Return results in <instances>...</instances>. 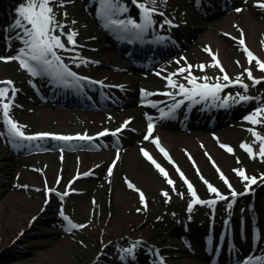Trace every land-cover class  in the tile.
<instances>
[{"label":"bare ground","instance_id":"bare-ground-1","mask_svg":"<svg viewBox=\"0 0 264 264\" xmlns=\"http://www.w3.org/2000/svg\"><path fill=\"white\" fill-rule=\"evenodd\" d=\"M60 1H65L64 8H66L63 32L75 31L77 33L82 47L81 57L83 60L81 64H86L84 71L98 72L104 77L105 82L116 87L128 86L130 90L127 91V96L134 100L136 86H140L145 78L140 77L137 72H133L127 58L117 51L115 44L106 35V31L104 32L97 25V13L100 12L98 8L107 11L113 7L112 3L114 2L121 9L128 8L127 4L129 2L132 5L131 1L111 0V5L106 1L101 7L100 2L102 0ZM69 1L74 2L69 4ZM140 1L152 3V0ZM217 1L209 0L208 2L213 4L218 11L220 9L217 6L220 7L221 5ZM257 2L258 0L251 2L243 0L239 4L244 5L241 12L224 13L226 16L223 14L208 33H202L197 37V41L192 43L191 38L196 37L202 31V25L193 24L204 21V15L199 10L197 1L155 0L159 8L168 12L173 11L174 14L177 13L179 22L177 29L174 30L175 38H189L187 46L183 43L186 48L188 47L186 52L178 54L180 56L175 61H173L174 56L170 60L168 68L165 69L166 76L172 70L175 73V70L181 66L205 64V71L193 68L191 72L195 75L221 77L223 73L218 68L207 67L213 61L201 48H210L212 51H218L224 68L229 72L232 80L241 76L243 82L249 85V89H256L259 84L253 85V82L247 79L244 70L251 68L254 77L264 76V72L258 70L255 62L252 65L248 64L247 55L241 45L238 44L237 39L245 38L246 42L257 53L258 58L264 61V43H262L264 41V9L256 7ZM87 4L90 6V11L85 8ZM7 5V0H0V9ZM205 8L209 12L212 7ZM56 33H60V31ZM5 38L12 44L9 47L8 55L13 54L14 57V53L25 48L23 40L27 37H24L23 33L17 29L6 34ZM62 38L66 39L65 36ZM71 46L67 43L66 48L71 49ZM56 51L61 58L65 54L72 56L71 54L74 53L72 50L56 49ZM92 61H97L100 65L94 66L97 62ZM73 62L76 65V61L73 60ZM37 76H32L22 69L17 60L13 59L10 62L0 60V80L12 81L13 86L18 90L16 92L18 101L11 108L10 118L18 125L25 126L24 129H27L29 133L52 132L49 128H55L54 132L59 133H84L87 129L100 126L102 128H114L111 125L123 119V112L120 111L109 113L83 111L56 106L49 104L50 102L45 103L33 95L29 85L31 79H40ZM185 76H188V72L181 75L173 74L172 79L176 81L177 85L184 84L188 88L191 85ZM42 83L43 88L46 89V81ZM157 89L166 92V94H160L163 95L161 97L163 106L167 105L170 100L179 99L175 96L179 87L169 89L165 88L164 85H159ZM239 91L244 90L240 89ZM262 92H257L256 101L258 105L264 104V89ZM167 93L172 95H167ZM125 113L136 115L132 122L127 124L126 129L128 131L122 136L123 144L127 147L125 151H114L113 146L108 144L107 147L95 151L83 150L81 153H69L67 150H63V152L53 151L36 155L37 158L33 155L23 156V159L16 157L19 152L16 153L17 151L12 147L8 125L4 122L3 115H0V130L4 132L5 137H0V193L3 192L5 196L3 205L0 206V248L9 247L11 240L21 229H25V234H31L34 229H37L34 235L38 237L36 240L25 244L33 250L32 256L5 264H117V262L119 264V260H114L117 259V255L126 257L129 253L125 251V246L122 245L116 254V250L111 244L117 240L125 241L127 236L130 239L131 248L136 246V256L140 264H150V261L156 258L155 255L149 254L151 250L146 253L143 252L142 248L148 246L154 249V254L158 250L157 255L161 253L172 256L181 264H211L212 257L209 251L205 250L207 241L203 227L193 223L192 218L196 217L201 221L209 215L210 208L220 207L222 204L228 205L230 201H220L211 207L197 204L189 212L188 205L192 201V197L176 168L172 164L167 167L169 176L175 181L176 191L174 192L172 186L167 183L154 165L140 154V148L145 145H152L149 143L153 139L145 140L149 123L145 122L141 110L136 105H130ZM154 118L156 115L154 111H151V122ZM194 118H191L190 124L194 123ZM155 128L153 127V129ZM249 129L255 131L251 123L243 120L242 122L235 121L211 134L207 132L210 130V126H206V124L203 130H195L190 133L184 132L180 123L167 121L161 124L155 132L163 139L170 154L185 166V171L190 177L191 184L199 198L207 201L212 200L211 197H215V194L209 193L207 186L200 178L201 176L220 192L229 193V198H231L230 190L220 179L212 161L215 162L224 176L232 181L237 193L241 192L247 183L242 181L233 171V169L241 168L246 171V175L249 177L257 178V184L251 185L250 189L254 191L258 187L256 194L263 193L264 188L260 183L264 180L260 178L264 176V160L259 155H256L254 159L250 158L247 152L239 146L244 141L250 142L253 145V151L255 150L254 153H258L256 148L260 146V142L256 141ZM65 130L67 131L64 132ZM97 131L99 130L90 133ZM259 131L264 136V122L259 124ZM220 143L231 146L234 154L222 149L219 146ZM185 147L187 149H184ZM151 148L154 150V145ZM156 152L154 150L158 157V152ZM61 154L64 155V158H60L59 155ZM79 156L80 158H78ZM189 156L192 157L191 160ZM158 158L161 161L164 160ZM193 162H195V167ZM104 166L105 170H103ZM110 167L112 168L111 176L108 175ZM197 168L200 175L197 174ZM88 171L95 172L97 178H82L69 185L71 177ZM13 172L14 174L11 176ZM14 178H16L15 182L18 179L23 184L21 188L12 185ZM126 181L146 190V208L141 203L139 194L130 189ZM48 188L52 189L49 204L46 203V190ZM54 191L59 194L60 192H67L66 196L68 197L61 201L54 196ZM162 192H168L171 199L166 202V198L161 195ZM180 193L183 194V198L179 195ZM238 197L240 196L235 197L236 201L232 205H236L240 201H245L244 204L247 202L243 199L244 197H242L243 200ZM251 197L248 199H250L249 203L253 209L255 211L260 209L258 198L252 199ZM45 204L46 208L41 211ZM60 205L63 206L61 211L64 214L62 223L68 224V221L64 219V216H67L73 223L86 225V227L79 228L72 233L58 230L51 238H45L42 236L43 232H38V226L45 221L46 216L54 213L56 207ZM36 214L37 218L30 225L32 217ZM190 224V231L185 232L184 227ZM23 236L11 246L21 243L24 240ZM187 241L192 244L188 246Z\"/></svg>","mask_w":264,"mask_h":264},{"label":"snow or ice","instance_id":"snow-or-ice-1","mask_svg":"<svg viewBox=\"0 0 264 264\" xmlns=\"http://www.w3.org/2000/svg\"><path fill=\"white\" fill-rule=\"evenodd\" d=\"M135 2V0H134ZM107 3L111 5V0H107ZM152 3H155V0H152ZM57 4V0H27L25 4H22L18 8V15L21 19H18L16 21L15 27L23 29V36L27 37L23 40V43L25 45L24 49L20 50V54L16 57H11L8 59H5L3 57H0V59L5 60V62H10V60H17L19 62V65L22 69L26 70L30 75L36 76L40 73L37 71V67L39 66L42 72L50 73L53 76L57 78H68L71 77L72 79L76 80L78 83L81 78L77 77L76 73L72 72L62 61V58L60 55L57 54L56 49H61L64 51H71L73 49L66 48L65 43L62 42L61 36H66L67 43L72 45L73 48L76 45L75 37L77 33L75 31H70L69 33L65 34L63 32V28L65 25L60 24L56 20V14L53 11V5ZM59 6H63V3L61 2ZM256 7H259L260 9H264V0H258ZM138 7L143 11V20L144 24H136L132 20L127 21V24L123 20H111L110 23L116 25L118 28H123L124 30H128V25H131L132 28L141 29V28H147L148 26L153 24L152 15L155 12L154 8L147 7L144 3H140ZM126 9H120V11H125ZM237 12L242 11V9L237 8ZM162 15V13H161ZM21 21H24L22 23ZM75 23V21H73ZM170 23V22H168ZM57 31H60L61 35H55ZM227 35V34H225ZM241 36H243V33H241ZM235 39V38H233ZM264 43V41H262ZM239 44L243 46V51L247 55L248 64L252 65L253 62L258 66V70L261 72H264V61H261L259 58H257L245 45L244 39L239 40ZM206 52L209 53V55L212 58L213 63L208 65L207 67H213L218 68L223 75L221 77H216L217 83L211 84L208 83L211 78L207 75L203 77H196L192 75L191 69L192 65H188L187 68H181L179 70L180 74H183L184 72H188V77H185V79L188 80V83L192 86L191 89L185 87L184 84L177 85L176 81L172 79V75H169L167 77L168 79V86L171 88L179 87V91L181 94L185 95V97L189 100L194 99L195 96H200L202 99H206L207 97L211 96L214 98H218V94L223 91L224 88L229 87L230 85H239L244 89L245 92H247L249 85L245 84L243 80L241 79V76L235 77V80L233 81L228 73L225 71L224 67L222 66L220 60L218 59L217 55L213 53V51L210 48L205 49ZM31 62H34L31 63ZM237 64L239 65V62L237 61ZM35 65V66H34ZM200 71H205L206 66L201 64L199 65ZM247 74V79L253 82V85L260 84L264 82V78H256L253 76L251 68H247L244 70ZM190 77V78H189ZM198 80H203V83H198ZM223 80L226 83H220L219 81ZM67 80L65 79V83ZM0 85H3V87H0V107H2V114L4 118V122L8 125L9 132L15 136L20 138L24 141H37V140H43L46 137H51L54 140L57 141H64L69 142L73 140H79V141H91L94 139L93 137L88 136L87 134L83 135H76V136H65V135H56V134H50V133H39L35 135H25L24 131L22 130L25 126L18 125L16 122H14L10 118V111L13 107L12 100L15 98V94L18 91L14 86L13 82L10 80L7 81H0ZM9 91L12 93V97L9 98L8 94ZM147 95H152L151 93H147ZM167 95H172L171 93H167ZM239 97V101H247L249 99H252L251 97L247 95H240L237 94ZM7 99V102H4ZM237 101V102H239ZM227 100L223 101L224 104H227ZM180 103H177L174 107H179ZM155 107V105H153ZM163 116L170 115L169 113H162ZM261 117H264V107L257 108L253 114L246 117V119L253 125H258L264 122V120L261 119ZM129 121H126L125 124L122 127H127V124ZM153 125L152 123H149L148 125V134L145 136V140L150 139L152 137L153 133ZM118 131H121V129H118ZM249 131L252 133V135L255 137L256 141L260 142V147L258 150V153H254L252 146H250L247 143H242L240 147L248 153L250 158H256V155H259V157L264 160V136L260 135L258 132L254 131L253 129H249ZM99 136H105L109 135L107 131L101 132L98 134ZM111 135L115 136L116 132H112ZM152 142L156 145V147L159 149V151L163 154L165 159L168 160L169 163L173 164L174 167L175 163L172 160V158L169 156L168 152L161 146L159 138H155L152 140ZM222 149H224L226 152L230 154H234V150L231 146L225 145L223 143H220L219 145ZM142 154L144 157L149 160L156 170L166 179L167 183L172 186V190L176 191L175 181L172 180L169 177L168 172L159 164L153 157L144 149H141ZM117 159H119V156H117ZM189 159L191 160L192 157L189 156ZM209 159L211 160V157L209 156ZM239 163V160H237ZM194 167H195V162ZM213 167L216 168V171L220 175V179L224 181V183L227 185L228 189L230 190L231 197L233 200L228 203V208L230 209L232 207V203H234L235 197L238 195H244L245 193H237L233 188L231 183L227 180V178L224 176L223 172L219 169V167L215 164L214 161H212ZM177 173L180 175V178L183 180V182L187 185L188 193L192 197V201L188 205V211L191 212L194 205L197 204H204L208 206H214L218 201H228L229 197L222 194L216 187H214L210 182L207 180H204L203 176H201V180L205 183L207 186V189L209 193L215 194L216 199L212 200H201L199 196L197 195V192L194 188V186L191 184V182L188 181V179L185 177L184 173L179 169V167H176ZM233 171L236 173L237 176H239L242 181H246L245 184L246 189L250 188L251 185L257 184V178L256 177H249L246 175L245 170L243 169H233ZM197 174L200 175L199 169L197 168ZM84 175H91V173H85ZM108 175H112V168L110 167L108 170ZM79 178V177H77ZM261 180H264V176H261ZM127 186L139 192L141 203L144 205V207H147V203L145 200V195L142 191L137 189L130 181H126ZM68 193H64V195H67ZM57 195H60L57 193ZM162 196L166 198V202L170 200V196L168 192H162ZM181 198H183V194H179ZM62 198V197H61ZM61 215L63 216V212H61ZM64 219L68 221L69 224V230L75 229V228H83L86 227V225H77L73 223L67 216H64ZM209 244H211V240H209ZM127 253H131L132 249L125 250ZM264 264V258H257V261H254L252 258H249L247 261H245V264Z\"/></svg>","mask_w":264,"mask_h":264},{"label":"rangeland","instance_id":"rangeland-1","mask_svg":"<svg viewBox=\"0 0 264 264\" xmlns=\"http://www.w3.org/2000/svg\"><path fill=\"white\" fill-rule=\"evenodd\" d=\"M219 17H220L219 15L206 17V20L202 23V25L204 26V32H208L210 27H212V25L217 22L216 19H218ZM195 130H203V127L193 125L187 129H184V132H190L191 133V131H195ZM215 130H216V128L213 129L212 131H215ZM207 132H208V134H210V131H207ZM184 149H187V148L185 147ZM17 157L20 159H23L22 155H19ZM35 158H37V157H35ZM104 168H105V166L103 167V169ZM13 174H14V172L11 174V176ZM15 179L16 178H14V180H13L14 182H12L13 186L20 184V180L15 182ZM21 186L22 185H20L19 188ZM3 198H5V196H4V193L2 192V193H0V206L3 205V201H4ZM35 223L37 224L38 222H35ZM38 227H42L41 229L44 230L42 225L41 226L39 225ZM36 231H37V229H34L31 232V234L30 233L25 234V229H22L18 232L16 231L17 235H16V237H13L14 240H16L19 237H22L25 234L23 236L24 240L21 243L16 244L15 246H11V244H10V245H8L9 247H1L0 248V264L11 263L13 261H16L17 259H24V258L32 256L33 250L29 249L25 244L30 243L31 241L36 240L38 238L34 235V233L36 234Z\"/></svg>","mask_w":264,"mask_h":264}]
</instances>
